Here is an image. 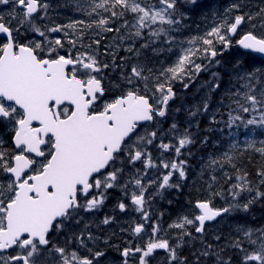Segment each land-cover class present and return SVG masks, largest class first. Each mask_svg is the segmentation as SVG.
<instances>
[{
	"label": "rangeland",
	"instance_id": "rangeland-1",
	"mask_svg": "<svg viewBox=\"0 0 264 264\" xmlns=\"http://www.w3.org/2000/svg\"><path fill=\"white\" fill-rule=\"evenodd\" d=\"M26 2L0 0V22L17 43L71 57L75 76L101 80L107 92L99 108L130 91L161 105L165 86L181 87L167 116L140 126L83 197V216L97 227L92 240L106 257L101 264H200L199 254L210 264H264V161L251 175L242 160L246 151L247 160L264 159V60L237 46L247 32L264 40V0H37L32 16L19 6ZM238 18L243 26L232 38L229 28ZM5 42L0 36V54ZM4 107L10 118L0 117V225L4 201L14 195L13 156L22 152L12 144L20 109ZM199 145L208 146L206 153ZM139 195L142 207L132 202ZM201 200L226 214L197 233ZM109 246L110 256L104 254Z\"/></svg>",
	"mask_w": 264,
	"mask_h": 264
},
{
	"label": "water",
	"instance_id": "water-1",
	"mask_svg": "<svg viewBox=\"0 0 264 264\" xmlns=\"http://www.w3.org/2000/svg\"><path fill=\"white\" fill-rule=\"evenodd\" d=\"M240 23V19L236 20L230 29L231 35L235 34ZM1 33L10 38L9 30L4 29ZM239 45L264 57V42L252 35L241 38ZM44 63L38 62L34 52L23 46H19V53L15 55L11 41L0 58V95L15 102L25 111L24 120L18 123V131L13 138L14 144L17 147L25 145L26 151L37 154L44 141L39 140L37 132L30 130L28 125L41 123L42 138L51 134L55 148L48 172L31 187L18 186L15 201L8 205V230L0 234V251L7 248L5 245L8 241H13L12 230L18 226L20 228L21 215L27 203L28 208H39V202L48 200L44 189L52 187V198L59 202L60 211L66 209L70 204L69 197L74 195L77 185L86 183L92 174L107 166L124 138L136 128V123L151 121L148 98L136 96L134 93L118 98L117 102L108 108L111 111L109 115L106 109L103 113L88 116V108L96 101L95 94L103 93L100 82L92 80L83 87L79 79L67 77L66 67L70 62H55L48 68L43 67ZM83 89L87 90L86 96L91 98L87 102L82 95ZM166 91L168 94L162 110L158 113L160 116L164 115L168 102L175 98L171 87H167ZM52 101L55 102L53 111L57 121L49 107ZM63 103L71 104L73 110L69 116L59 118L57 106ZM3 114L6 113L0 108V115ZM22 157L15 158V166L11 169L16 178L20 177L18 172L22 171ZM31 192L39 195L37 200L29 199ZM134 201L142 204L141 198ZM33 202L36 204L30 205ZM208 206L205 202L199 204L204 214L199 219L201 224L214 219L220 213H212Z\"/></svg>",
	"mask_w": 264,
	"mask_h": 264
},
{
	"label": "flooded vegetation",
	"instance_id": "flooded-vegetation-1",
	"mask_svg": "<svg viewBox=\"0 0 264 264\" xmlns=\"http://www.w3.org/2000/svg\"><path fill=\"white\" fill-rule=\"evenodd\" d=\"M24 5H19L22 10ZM44 156L40 161L42 164L35 169L37 161L22 181L30 182L29 175L43 170L48 159L46 149ZM81 201L82 196L78 197L77 208L70 209L59 217L49 213L43 216L36 231L23 234L15 246L0 253V264H99V261L92 263L89 226L81 216ZM2 228L3 224L0 225V230Z\"/></svg>",
	"mask_w": 264,
	"mask_h": 264
},
{
	"label": "bare ground",
	"instance_id": "bare-ground-1",
	"mask_svg": "<svg viewBox=\"0 0 264 264\" xmlns=\"http://www.w3.org/2000/svg\"><path fill=\"white\" fill-rule=\"evenodd\" d=\"M108 1H110V0H108ZM188 18H189V19L193 18V17L191 16V12L189 13ZM188 18H187V19H188ZM192 21H193V19H192ZM186 22H187V20H186ZM188 24H189V23H188ZM191 24H192V22H191ZM156 26L158 27V25H156ZM186 26H187V25H186ZM183 27H184V26H183ZM156 29H157V28H156ZM161 31H162V30H161ZM168 33H169V32H168ZM158 46H159V45H158ZM161 47H162V46H161ZM164 47H165V46H164ZM229 58H230V57H229ZM229 58H228V59H229ZM254 58H255V57H254ZM248 59H249V58H248ZM255 59H256V58H255ZM256 60H257V59H256ZM245 61H246V58H245L244 62H245ZM240 62H241V61H240ZM258 62H259V61H258ZM229 63H230V61H229ZM229 63H227V64H229ZM241 63H243V62H241ZM241 63H240V64H241ZM244 64H245V63H244ZM225 65H226V63H225ZM229 65H230V64H229ZM246 65H247V63H246ZM225 67H226V66H225ZM227 67H228V66H227ZM227 67H226V68H227ZM247 68H248V67H247ZM223 69H224V68H223ZM219 72H220V71H219ZM221 72H222V71H221ZM222 73H223V72H222ZM232 73H233V71H232ZM234 73H235V72H234ZM198 74H199V73H198ZM199 75H200V74H199ZM201 75H202V74H201ZM201 75H200V77H202ZM220 75H221V74H220ZM231 75H232V74H231ZM234 75H235V74H234ZM223 76H224V73H223ZM225 76H226V75H225ZM235 76H236V75H235ZM204 78H205V76L203 77V80H206V79H204ZM200 79H202V78H200ZM237 79H238V78H237ZM213 81H214V80H213ZM222 81H224V80H222ZM225 81H226V80H225ZM230 81H231V80H230ZM233 83H234V82H233ZM219 84H220V83H219ZM224 84H225V83H224ZM227 84H228V83H227ZM230 84H231V82H230ZM230 84H229V86H230ZM178 86H179V85H178ZM189 86H190V85H189ZM223 86H224V85H223ZM176 87H177V86H176ZM218 87H219V86H218ZM189 88H190V87H189ZM189 88L187 89V91L189 90ZM180 89H181V87H180ZM215 89H216V88H215ZM182 91H183V88H182ZM183 92H184V91H183ZM185 92H186V91H185ZM198 92H199V91H198ZM217 92H218V91H217ZM217 92H216V93H217ZM191 93H193V92H191ZM195 93H196V91H195ZM211 93H212V92H211ZM218 94H219V93H218ZM212 95H213V94H212ZM193 96H194V95H193ZM207 96H208V95H207ZM189 97H190V96H189ZM177 98H178V97H177ZM211 98H213V97H211ZM205 99H206V98H205ZM215 99H216V97H215ZM176 100H177V99H176ZM185 100H186V99H185ZM211 100H212V99H211ZM213 100H214V99H213ZM207 101H208V100H206L205 102H207ZM215 101H216V100H215ZM219 101H220V100H219ZM219 101H218V102H219ZM196 102H197V101H196ZM191 103H192V102H191ZM187 104H188V103H187ZM191 105H192V104H191ZM171 107H173V106H171ZM173 109H174V108H173ZM170 110H171V109H170ZM170 110H169V111H170ZM186 112H187V111H186ZM186 112H185V113H186ZM190 112H191V111H190ZM204 112H205V111H204ZM176 115H177V114H176ZM180 115H181V114H179V117H180ZM203 115H204V114H203ZM205 115H206V114H205ZM205 115H204V116H205ZM195 117H196V116H195ZM175 118H176V117H175ZM201 118H202V117H201ZM201 118H200V119H201ZM177 119H178V118H177ZM187 119H188V118H187ZM195 119H196V118H195ZM202 119H203V118H202ZM207 119H208V117H207ZM174 120H175V119H174ZM197 120H198V119H197ZM178 121H179V120H178ZM193 121H194V120H193ZM164 122H165V120H164ZM161 123H162V122H161ZM177 123H178V122H177ZM186 123H187V122H186ZM200 123H201V121H200ZM200 123H199V124H200ZM216 123H217V122H216ZM163 124H165V123H163ZM179 124H180V123H179ZM193 124H194V123H193ZM210 124H211V123H210ZM180 125H181V124H180ZM163 126H164V125H163ZM204 126H205V125H204ZM209 126H212V125H209ZM214 126H215V125H214ZM166 127H167V126H166ZM179 127H180V126H179ZM201 127L204 128L203 126H201ZM215 127H216V126H215ZM162 128L164 129V127H162ZM184 128H185V127H184ZM191 128H192V127H191ZM193 128H194V127H193ZM202 128H201V129H202ZM170 129H171V128H170ZM201 129H200V130H201ZM216 129H217V128H216ZM221 129H222V128H221ZM183 130H184V129H183ZM201 131H202V130H201ZM208 132H209V131H208ZM217 132H218V131H217ZM200 133H201V132H200ZM205 134H206V133H205ZM213 134H214V133H213ZM218 134H219V133H218ZM196 135H197V134H196ZM196 135H195V136H196ZM198 135H199V134H198ZM214 135H215V134H214ZM214 135H213V136H214ZM195 136H194V137H195ZM210 136L212 137V135L209 133L208 138H209ZM205 138H206V137H205ZM197 139H198V137H197ZM213 140H214V139H213ZM194 141H195V140H194ZM196 141H198V140H196ZM217 141H218V140H217ZM217 141H216V142H217ZM223 141H225V140H223ZM217 143H218V142H217ZM221 143H222V142H221ZM206 144H207V143H206ZM224 144H225V143H224ZM192 145H193V144H192ZM194 145H195V143H194ZM202 145H203V144H202ZM202 145H199L200 148H201L200 151H201V152H204V151H205V153H206V151L208 150V146H207V148H205V147L202 146ZM195 147H196V146H195ZM222 148H223V147H222ZM197 149H198V148H197ZM217 149H218V148H217ZM217 149H215V150H217ZM213 150H214V149H213ZM222 150H223V149H222ZM224 150H225V149H224ZM253 150H254V149H253ZM200 151H199V152H200ZM209 152H210V151H209ZM246 152H248V151H246ZM255 152H256V151H255ZM197 153H198V152H197ZM250 153H251V152H250ZM194 154H196V152H195ZM246 154H247V153H246ZM254 154H255V153H254ZM263 154H264V152H263ZM200 155H201V154H200ZM250 155H251V154H250ZM236 157H237V156H236ZM198 158H199V157H198ZM244 159H245V158H244ZM244 159L242 158L243 161H244ZM246 160H247V159H246ZM190 161H191V160H190ZM191 162H192V161H191ZM191 162H190V163H191ZM239 164H240V163H239ZM245 164H246V163H245ZM248 165H249V164H248ZM237 167H238V166H237ZM248 167H249V166H248ZM235 168H236V167H235ZM243 169H244V168H243ZM246 169H247V167H246ZM241 170H242V169H241ZM261 170H262V169H261ZM263 170H264V169H263ZM261 172H262V171H261ZM263 173H264V172H263ZM257 174H258V173H257ZM251 175H252V174H251ZM251 175H250V177H252ZM261 175H262V174H261ZM258 177H259V176H258ZM258 177H257V178H258ZM252 178H253V177H252ZM249 179H250V178H249ZM258 179H259V178H258ZM251 180H252V179H250V181H251ZM254 180H255V179H254ZM263 180H264V179H263ZM255 181H256V180H255ZM259 181H260V180H259ZM256 182H257V181H256ZM262 182H263V181H262ZM260 185H263V183H262V184H259V187H260ZM259 189H262V188H259ZM187 192H188V191H187ZM185 193H186V192H185ZM196 197H197V196H196ZM194 199H195V198H194ZM198 199H199V198H198ZM222 200H223V199H222ZM255 201H256V200H255ZM257 202H261V201H257ZM263 202H264V201H263ZM263 202H261V203H263ZM184 203H185V202H184ZM225 204H227V203H225ZM183 206H184V204H183ZM261 206H262V205H261ZM216 207H217V206H216ZM220 207H221V206H220ZM253 207H254V206H253ZM263 207H264V206H263ZM248 208H249V207H248ZM251 208H252V207H251ZM256 208H257V206H256ZM258 208H259V207H258ZM171 209H172V207H171ZM183 209H184V208H183ZM262 209H263V208H262ZM187 210H188V209H187ZM249 210H252V209L249 208ZM254 210H255V209H254ZM254 210H253V211H254ZM263 210H264V209H263ZM259 212H260V211H259ZM181 213H182V212H181ZM187 213H188V212H187ZM255 214H256V213H255ZM259 214H260V213H259ZM182 216H183V215H182ZM181 221H182V220H181ZM192 232H193V231H192ZM194 232H195V231H194ZM197 233H198V232H197ZM192 234H193V233H192ZM231 234H232V232H231ZM231 234H229V235L231 236ZM194 235H195V234H194ZM188 237H190V236H188ZM244 237H245V236H244ZM184 238H186V237H184ZM217 238H218V237H217ZM194 241L197 243L196 240H194ZM208 241H209V240H208ZM208 241H207V242H208ZM188 242H189V241H188ZM198 242H199V240H198ZM200 242H201V241H200ZM215 242H216V241H215ZM217 242H218V241H217ZM201 243H202V242H201ZM209 243H210V242H209ZM212 243H213V241H212ZM108 244H109V243H108ZM197 246H198V245H197ZM227 246H228V245H227ZM186 247H187V245H186ZM201 247H204V248H205V246L202 245V244H201ZM214 247H215V244H214ZM247 247H248V246H247ZM249 247H250V246H249ZM249 247H248V248H249ZM190 248H191V247H190ZM222 248H223V247H222ZM106 249H107V254L110 256V254H111V246H109V247L106 248ZM187 249H188V247H187ZM200 249H201V248H200ZM219 249H220V248H219ZM180 250H181V249H180ZM182 250H183V249H182ZM182 250H181V251H182ZM184 250H185V249H184ZM210 250H211V249H210ZM246 250H247V249H246ZM219 251H220V250H219ZM182 252H183V251H182ZM198 252H199V249H198ZM206 252H207V251H206ZM211 252H212V251H211ZM178 253H179V252H178ZM183 253H184V252H183ZM184 254H185V253H184ZM187 254L189 255V252H187ZM199 255L202 256V258H201V260H200V261H201L200 264H210V260H211V259L207 257L208 255H207V256H203L202 254H199ZM199 255H198V256H199ZM195 256H196L195 253L191 255L192 260L195 258ZM183 257H184V255H183ZM185 257H188V256H185ZM185 257H184V258H185ZM234 257H236V256H234ZM207 260H209V261L207 262ZM235 261H237V259H236ZM97 262H98V261H97ZM191 262H192V261H191ZM238 262H239V260L237 261V263H238ZM192 263H193V262H192ZM194 263H195V262H194ZM220 263H221V262H220ZM237 263H236V264H237ZM186 264H190V262H186ZM196 264H197V263H196ZM211 264H212V263H211ZM224 264H227V261H224Z\"/></svg>",
	"mask_w": 264,
	"mask_h": 264
},
{
	"label": "trees",
	"instance_id": "trees-1",
	"mask_svg": "<svg viewBox=\"0 0 264 264\" xmlns=\"http://www.w3.org/2000/svg\"><path fill=\"white\" fill-rule=\"evenodd\" d=\"M247 153V152H246ZM246 153H242L243 155H245V156H247L246 158H249L248 157V153L246 154ZM252 156H254V157H256V158H254V157H251L249 160H246V158H245V160H244V164L248 167V172L249 173H251L252 175H254V173H255V171H257V168L259 167V164L261 163V161L260 160H263L264 161V159H261L259 156H255V155H253L252 154ZM249 165H248V164Z\"/></svg>",
	"mask_w": 264,
	"mask_h": 264
}]
</instances>
